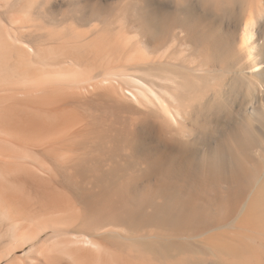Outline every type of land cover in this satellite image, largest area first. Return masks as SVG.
I'll use <instances>...</instances> for the list:
<instances>
[{
	"label": "bare ground",
	"instance_id": "6f19581e",
	"mask_svg": "<svg viewBox=\"0 0 264 264\" xmlns=\"http://www.w3.org/2000/svg\"><path fill=\"white\" fill-rule=\"evenodd\" d=\"M0 264H264V0H0Z\"/></svg>",
	"mask_w": 264,
	"mask_h": 264
}]
</instances>
